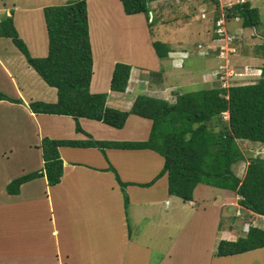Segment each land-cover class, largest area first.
<instances>
[{
  "label": "trees",
  "instance_id": "1",
  "mask_svg": "<svg viewBox=\"0 0 264 264\" xmlns=\"http://www.w3.org/2000/svg\"><path fill=\"white\" fill-rule=\"evenodd\" d=\"M159 1L121 0L126 14L144 13L147 19L150 6ZM212 1L219 3V0ZM43 13L48 37L46 55L29 54L17 33L12 15L0 18V37H10L24 53L28 65L56 89V101L32 100L28 103L30 110L71 116L75 119L76 130L88 137L82 140L43 137L39 145L43 166L14 178L7 185L9 193H17L22 183L42 176L46 177L49 185L60 182L63 174L60 146L97 147L102 150L106 147L149 149L163 159L160 171L150 184L165 175L168 193L184 201L193 200L194 189L199 184L233 191L243 208L264 216V158L245 157L238 145V140L264 144V65L255 82L229 86L220 84L184 92L178 94L173 102L137 94L128 109H118L107 104L106 93L91 92L89 89L93 57L86 0L47 5ZM225 17L240 18L244 27H255L261 23L258 7L252 6L249 0H238L227 6ZM154 20L152 16L150 22ZM152 46L159 58L168 56V48L162 41L152 40ZM262 48L264 50V45ZM130 70L128 63L117 61L114 64L110 78L112 91H125ZM0 100L22 102L21 98L10 97L1 91ZM130 114L151 121L147 139L97 140L79 123V118L84 117L122 128ZM246 159L243 176L237 175L233 165ZM108 169L114 172L120 185L127 212L129 198L126 186L130 182L123 181L112 165ZM258 248H264V229L250 225L247 233L237 239L219 240L216 254L235 255Z\"/></svg>",
  "mask_w": 264,
  "mask_h": 264
},
{
  "label": "crops",
  "instance_id": "2",
  "mask_svg": "<svg viewBox=\"0 0 264 264\" xmlns=\"http://www.w3.org/2000/svg\"><path fill=\"white\" fill-rule=\"evenodd\" d=\"M249 1L253 6L252 1ZM86 2L88 11L89 4L87 0ZM201 3L202 6L205 5L204 2ZM102 5H104V7L106 8L105 18L101 16L103 12L101 8ZM121 7L122 4L119 8L117 7L116 10H113L109 6L107 0H101L98 4V8L101 9V11L99 12V15L97 17H95L94 15L92 17L91 13L89 14L88 11L90 39H94L93 36L95 33L97 34L96 37L101 38L99 36V33L107 30L106 25L110 27L112 24H115V16H117L118 14L120 16L119 18L123 23H126L127 26L135 23L138 28L141 27V24H143L142 27L145 28V20L143 16H138L134 17V19H130L131 15L136 16L139 13L126 14L123 11V7ZM107 10L109 12H107ZM5 12V15H11L9 14L10 12L8 11V8L7 10H5ZM203 12H201V14ZM12 17L14 25L19 34L23 35L20 31L25 32L27 37L25 35L23 36H25L26 39H33V43H35L34 30H32V35L30 36L28 35V31L19 29L20 27H23L25 25L28 28L37 30L33 23L34 19L24 18L26 19V22L20 21L23 24L20 26L17 25V22L14 19L13 15ZM38 20L43 21L41 17ZM113 20L115 22L110 23ZM44 23L43 27L45 28L46 26L44 25ZM135 25L131 28L135 29ZM120 32L122 33L121 30L119 31V33ZM112 34H114V32ZM1 43H5V41H0V44ZM0 47H3L0 48V50H5L3 54L0 51V91L2 90L1 92L13 98L22 99V97L19 95H22L26 98H23L24 100H22V102L20 103L10 102L8 100H0V118H3V120H6V122H11V125L13 123V126L11 128H5V130L0 132V138L2 137L0 139V148L2 147L3 149H0V157L3 156L2 153L7 154V152H12V150L21 146V148L25 149H32L34 147L35 149L39 150L41 154V149L40 147H38V145H40L41 140L44 137L43 133L45 132L41 131L42 134L40 133V128L37 124L35 114H44L53 117L45 118V116H42L44 119L50 121L48 122V127H52V125H55L56 129L58 130L56 133H51L49 130H47L49 132L47 134L52 138H78V140L86 139L88 136L83 132H75V136H73L72 138L67 136V134L65 133L67 129H65V127H63L61 124L66 123V121L69 122L70 120L68 117L70 116L48 113H35L30 110L28 103L32 100H43L47 102L56 101V89L49 86L46 82L45 83L46 85H48V87L37 83V81L39 80H37L38 78H36L37 76H35L34 72L39 77L40 75L32 67L30 68L24 56H22L20 52L17 51L15 52V54H13L12 52L8 51V48H10L9 46L1 45ZM18 54H20V56ZM173 63L175 62L172 61V65H174ZM32 69L34 72L32 71ZM163 70L164 68H161L160 72ZM132 71L133 70L131 66L130 76L125 91H113V97H110V99L107 100V104L109 106H115L124 109L125 106H130V104H132L131 101H129V96H124L129 93V91L131 90L130 88L134 86L135 82L136 85L140 84L141 88L143 87L141 85L146 81V79H143L142 81L139 80L141 74L136 75L134 78H131ZM33 82L35 83L34 90L32 89ZM42 83L44 84V82ZM161 87L159 88L162 89L163 93L161 94L160 98L164 99V95H167L169 93L166 90L167 87H165L164 89V86ZM32 91H34V95L35 92L38 91L40 92V95L44 97H42V99H36L35 97L29 98L28 96ZM115 95L119 96L115 97ZM167 101L173 102L168 99ZM14 107H18L21 109V119L20 115L16 114L17 112H13L12 109ZM24 117L26 119L29 118L30 121H32L33 129H31L30 132L34 134L35 139L31 144L30 141H27L25 139H18V135L22 134L25 130V126L20 122V120L24 121ZM130 119L131 118L128 117L122 129H114L115 127H112V129L108 128V130H110L111 132V135H108L107 137L95 138L97 135H94L91 132L89 133V135L93 139L103 138L100 140H144L145 137L133 139L135 137L132 138L130 131L128 132V135L125 134L124 131H126L125 129H128L126 127H128V123L131 121ZM133 123L142 127L141 122L137 118L134 119ZM146 126L148 128V124ZM143 136H146V134ZM59 152L63 160V174L60 182L54 185H49L45 176L38 177L39 179H42L41 188L43 190V193H40L39 195L22 194L25 188L24 183L20 185L19 191L17 193H9L7 190V185L14 178H16V176L13 177V175H17L18 177L19 171H17L18 173L14 172L11 174V172L5 165H9L11 162L4 163L7 171H3L2 182L0 183V261L4 256V258L10 257V259L13 261L12 264H168V262L172 259L174 260V264H212L210 263V261H213L215 259H217L216 261H226L227 259H232V257H238V255H247L246 257H250V255L254 252L247 251L230 256H216L219 257L216 258L213 256V253L212 255H210V252L204 253V251L200 249L199 237L194 238V236L196 235H194L193 233H189L188 228L199 229V227H203L204 230H210L212 232V230L209 229L208 225L206 226L204 223H202L205 220V213L207 212V209H205L204 205V202H206L207 200L199 199V197L196 198V195L200 194L198 192L201 191L202 193V190H205L207 185H197L193 192V200L185 201L191 206V208L182 209L175 207L179 205V201H182V199L168 193L167 177L165 175L160 177V179L157 180V182L149 188H147L146 186H139L145 181V177L148 180H151L160 171L163 159L156 152L149 149L107 148L104 150L105 156L104 154L102 156V152H100L99 149H96V147L73 146H60ZM134 153L140 154L143 157V166L138 169V175L132 174V169L128 170L129 168L127 167L133 165H131L129 162L131 161V155H133ZM159 157H161L162 161ZM109 158L114 163V165L112 166H114V168L122 176L123 181L130 182V184L126 186V192L129 198L127 212L124 209V202L120 185L115 180V176L112 170L108 169L109 163L111 162L109 161ZM43 163L44 161L41 154V160L39 162L38 169L43 166ZM24 170L25 169H21V172ZM25 173L28 172L24 171V173L22 172L21 174ZM128 173H130L132 176H129ZM138 178L142 179L140 180ZM36 179L37 178L29 180V182L35 181ZM229 192L233 191L224 190V195L222 197L220 196V198L216 200L214 208L216 203H219V205H221V203L226 204L227 198L231 199L230 196L232 194H230ZM202 194L206 195L205 191ZM202 194L200 195L201 198L204 197ZM216 198L217 197L214 196V199ZM141 202L148 203L149 207H152L156 211L163 213L165 216L164 218L159 216L160 218L155 221V224H151V230L155 232L154 238H156L154 245L147 244L144 241L145 238H153V236L146 234L143 237L144 240H141L133 235L131 228H129L128 226L129 216L133 215V213H136V208L137 206H140L142 204ZM157 202H159L158 205L155 204ZM163 202H165L166 204L164 210L159 207ZM133 204L137 205L134 206V209L130 207ZM152 204H154V206H152ZM73 208L77 209L74 210ZM243 209L246 210V213H252L245 208ZM186 210H188V215L190 214V217L192 216L190 219L183 216V213ZM69 213L79 218L78 222L84 220L82 223L80 222L79 231L76 232V235L73 234V236H71L70 238L68 233H66V230L62 231L61 229H59L56 223L59 215H63V219L68 225ZM217 215L220 216L219 214ZM173 216L175 217L172 218ZM46 221L50 222V225L46 227L44 234L41 235L42 237H45L46 240H41L39 237H37L35 234L40 235L38 232L33 235H29L26 231L24 234V231L27 228H33V225L35 228V224L40 222L44 224L46 223ZM217 221L215 219V223ZM52 222H54L55 224H53ZM172 225L181 226V231H179L178 233V235L181 234V236L178 238V235H176L175 238H170L167 240L165 238H162L163 228H170L172 227ZM250 225H253V223L249 224V226ZM20 228L23 230H21ZM174 228L176 227L174 226ZM158 229L160 231H158L159 233H157ZM214 234L215 252L219 240L229 239L231 233L230 230L223 227V223L219 222L217 231ZM167 236L170 237L171 235L168 233ZM58 237H60V239ZM157 238L160 239L157 240ZM66 239L73 240L74 243L77 242V244L67 243L68 240ZM60 241H62L63 243H60ZM63 244H65V247ZM261 249H263L264 251V248H258L254 250L260 251L259 253L260 255H262ZM131 250H133L134 252H142L144 253L145 257H133L131 254ZM19 255H22L25 259L22 258L21 261H19ZM148 255L149 257L154 255L156 257V260L152 262L150 259H148ZM32 258H34L33 261ZM75 258L78 260V262H75ZM260 260L262 261V264H264V258L262 257V259Z\"/></svg>",
  "mask_w": 264,
  "mask_h": 264
},
{
  "label": "rangeland",
  "instance_id": "3",
  "mask_svg": "<svg viewBox=\"0 0 264 264\" xmlns=\"http://www.w3.org/2000/svg\"><path fill=\"white\" fill-rule=\"evenodd\" d=\"M66 1L68 0H0V18L5 16V10H7L8 8V11L10 12L9 14L14 16L17 25H23L21 22H26L25 20L27 18L34 19L33 23L37 30L28 28L25 25L23 27H20L19 29H24L25 31H28V35L30 36L32 35V30H34L35 43H33V39L31 38V41L30 39H26L27 36L25 32L20 31L26 37L19 34L18 30L17 33L25 44L30 55L44 56L47 54L48 51V38L46 27H43V8L47 5L60 4ZM87 1L89 4V14L91 13L92 17L93 15L97 17L99 15V12L101 11V9L98 8V4L101 0ZM237 1L219 0V3L216 4L212 0H160L159 2L153 3V5L150 6L151 12L149 19H147V16L144 13H139L136 16H130V19H134V17L138 16H143L145 20V28L142 27L143 24H141V27L138 28L135 23H132L130 26H127L126 23L122 22L118 14L117 16H115L116 23L112 24L110 27L106 25L107 30L99 33V36L101 38L96 37L97 34L95 33L93 36L94 39H90L92 43L93 53V73L89 86L90 91L106 93L107 100H109L110 97H113V91L110 89L109 80L112 74L113 64L116 61H124L132 66L133 71L131 78H134L136 75L141 74L139 80L142 81L143 79H146L145 83L141 85L143 87L140 88V84L136 85L135 82L134 86L130 88L131 90L129 91V93L124 96H129V101H131V103L136 97V95L139 93L160 98L161 94L163 93L161 86H164L163 89L167 87L166 90L169 93L167 95H164V99L167 98L170 101H175L176 96L184 92L196 91L203 88H210L220 84L224 86H229L232 84L255 82L260 77L261 67H263L264 65V50L262 48V45H264V0H251L253 6H257L260 12L261 23L255 27L242 26V20L238 17L226 19V7H229L232 2ZM107 2L113 10H116V8H119L122 4L121 0H107ZM201 2H204L205 5L202 6ZM101 8L103 10L101 16L105 18L106 8L104 7V5H102ZM107 12L109 11L107 10ZM201 12H203L204 15H201ZM152 16L155 18V20L151 23L150 21L152 19ZM216 16H218V18ZM40 17L43 21L38 20L40 19ZM215 18H217L218 20L220 19V29L221 32L225 34L224 36L218 34L220 32L218 31V29L216 30V23L218 20L216 19V21ZM115 21L113 20L110 23H113ZM134 25L135 29L131 28ZM120 30L122 31V33H119ZM112 31L114 32V34H112ZM11 40L12 39L10 37H0V41H5V43H1L0 46H9L10 48H8V51L12 52L13 54L18 51L22 54V56H24L26 60L24 53L19 49L18 46H16L14 41ZM152 40H160L166 44V48H168V56L166 58H159L157 56L156 51L152 46ZM0 51L3 54L5 50ZM18 55L20 56V54ZM172 61L175 62L173 63L174 65H172ZM161 68H164V70L160 72ZM34 74L35 76H37V80H39L37 81L38 84H42L43 86L48 87V85H46L43 79H41L35 72ZM42 82H44V84ZM34 85L35 83L33 82V90ZM19 96L22 97V100L26 99L22 95ZM116 96L119 95H115V97ZM28 97L42 99V97L44 96H41L40 92L38 91H36L34 95V91H32ZM130 106H125L123 110L128 109ZM115 108L122 109L119 107ZM12 110L13 112H17V115H20V119L22 118V111L20 108L14 107ZM35 115L37 124L40 128V133L42 134V132L44 131V137L52 138L47 134L49 133L47 130H49L51 133H56L58 130L56 129L55 125H52V127H48V122L50 121L44 119L42 116H45V118L53 117L44 114ZM130 115L129 118H131V121L128 123V127H126L128 129H125L126 131H124L125 134L128 135V132L130 131L132 138L135 137L133 139H137L140 137H145L144 139H147L150 132L149 128L151 127V121L135 114ZM227 116L228 114L225 113V117ZM68 118L70 121H66V123H62L61 125L65 127V129H67V131L65 132L67 136L72 138L73 136H75V132L78 131L76 130L75 119L71 116ZM135 118H137L141 122L142 127L133 123ZM20 122L25 126V130L22 134L18 135V139H25L27 141H30V144L33 143L35 139L34 134L30 132V130L33 129L32 121H30L29 118L26 119L24 117V121L20 120ZM10 123L11 122H6V120L0 118V132L5 130V128H11L13 126V123L12 125ZM79 123L81 127L85 131H87V133L91 132L94 135H97L95 138L107 137L108 135H111V132L110 130H108V128L112 129V126H107V124H103V122L101 123L94 119L80 117ZM147 124L148 128L146 126ZM145 134L146 136H143ZM100 139L103 138H98L97 140ZM238 145L240 146L245 157L260 156L264 158L263 143L252 142L248 140H238ZM21 147L15 148L16 150L14 149L12 150V152H7V154L2 153L3 156L0 157V183L2 182L3 171H7L5 165L7 166L11 174L14 172L18 173L17 171H19V175H22L21 173H24V171L31 172L32 170L39 168L38 165L41 160L40 151L35 149L34 147L32 149H25ZM107 148L108 147L102 150L101 148L96 147V149H99L100 152H102V156L103 154L105 156L104 150ZM0 149H2V147ZM159 158L162 161L161 157ZM130 159L131 161L129 163L133 165L127 166L129 168L128 170L132 169L131 173L134 175H138V169L143 166V157L140 154L134 153L133 155H131ZM247 159L237 162L233 165V169L237 175L243 176L247 164ZM109 161H111L110 158ZM5 162L11 163L9 165H4ZM111 165H114L112 161L109 163V166ZM21 169L25 170L21 172ZM117 173L122 179L120 173L118 171ZM128 174L129 176H132L130 173ZM14 176L17 177V175H13V177ZM138 179L141 180L142 178ZM159 179L160 178L156 179L153 183L150 184V181L152 179L148 180L145 177V181L142 184H145V186L149 188L150 186L154 185ZM24 186L25 188L22 194L39 195L40 193H43V190L41 188L42 179L37 178L35 181L32 182L25 181ZM204 191L206 195L202 194ZM198 193L200 194L196 195V198L199 197V199L207 200L206 202H204L205 209H207V212L205 213V220L202 223H204L206 226L208 225L209 229H211L212 232L210 230H204L203 227H199V229L188 228V232L196 235L194 236V238L199 237L200 249H202L204 253L210 252V255H212L213 253L214 257L218 256L216 254V251L214 252V233L217 231L219 222L223 223V227L225 229L230 230L231 234L229 236V239L233 240L237 239L239 235L243 236V234L247 233L249 224L253 223V225L264 229V216L254 214L253 212L246 213V210H244L242 206H240V204L238 203V196L234 192H229L232 195H228L231 197V199L227 198L226 204L221 203V205H219V203H216L215 208L214 204L216 200L220 198V196L222 197L224 195V189L207 185L206 189L202 190V193L201 191H199ZM201 194L204 197L201 198ZM214 196H216L217 198L214 199ZM183 201L184 200H180L179 205L175 207L180 209L191 208L189 204ZM141 203L142 204L140 206L134 204L130 206L133 209L134 206H137V208L136 213H133V215L131 216L128 215V226L129 228H131L133 235H135L141 240H144L143 237L146 234L153 236V238H145L144 241L147 244L154 245L156 238H154L155 232L151 230V224H155V221L158 218H164L165 216L163 213L156 211L152 207H149L148 203ZM158 203L159 202L155 204L158 205ZM162 204L159 207L164 210L166 204L165 202H163ZM152 206H154V204H152ZM73 209L76 210L77 208ZM217 214H219L220 216H218ZM183 216L189 219L192 217H190V214L188 215V210L183 213ZM174 217L175 216H173L172 218ZM78 219L79 218L69 213L68 225L63 219V215H59L58 220L56 218V223L59 229H61L62 231L66 230V233H68L70 238L71 236H73V234L76 235V232L79 231L80 222L82 223L84 221L81 220L80 222H78ZM215 219L216 221L218 219L219 220L215 223ZM52 223L55 224L54 222ZM49 225L50 222L48 221H46V223L44 224H42L41 222L37 223L35 224V228L34 225L33 228H27L24 231V234L26 231L29 235H33L38 232L40 235H35L41 240H46V238L42 237L41 235L44 234L46 227ZM174 226L176 228H174ZM180 227V225H172V227L170 228L164 227L162 231V238H165L166 240L170 238H175L176 235H178L179 231H181ZM158 231L159 229L157 230V233L160 232ZM168 233L171 235L170 237L167 236ZM180 236L181 234L178 235V238ZM58 238L60 239V237ZM158 239L160 238H157V240ZM60 243L63 242L60 241ZM67 243L77 244V242L74 243L73 240H68ZM63 245L65 247V244ZM250 251H254L250 255V257H246L247 255H238V257H232V259H227L226 261H216L217 259L211 257L215 260L210 261V263L262 264V261L260 259H262V257L264 258L263 249H261L262 255H260V251H255L254 249ZM131 254L133 257H145L144 253L134 252L133 250H131ZM18 258L19 261H21L22 258L25 259L22 255H19ZM33 259L34 258H32V261ZM148 259L154 262V260H156V257L154 255L149 257L148 255ZM12 262L13 261L10 259V257L4 258L3 256L2 260L0 261V264H12ZM75 262H78L76 258ZM168 264H174V260H170Z\"/></svg>",
  "mask_w": 264,
  "mask_h": 264
},
{
  "label": "built area",
  "instance_id": "4",
  "mask_svg": "<svg viewBox=\"0 0 264 264\" xmlns=\"http://www.w3.org/2000/svg\"><path fill=\"white\" fill-rule=\"evenodd\" d=\"M216 30L218 29V31H220L218 34H220V35H222V36H224L225 34L224 33H222L221 32V29H220V27H221V24H220V19L217 21V23H216ZM229 49V48H228Z\"/></svg>",
  "mask_w": 264,
  "mask_h": 264
},
{
  "label": "clouds",
  "instance_id": "5",
  "mask_svg": "<svg viewBox=\"0 0 264 264\" xmlns=\"http://www.w3.org/2000/svg\"><path fill=\"white\" fill-rule=\"evenodd\" d=\"M201 15H204V14L202 13ZM217 20H218V19H217ZM217 20H216V21H217Z\"/></svg>",
  "mask_w": 264,
  "mask_h": 264
}]
</instances>
